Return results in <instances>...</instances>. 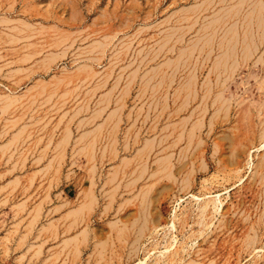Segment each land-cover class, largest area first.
I'll use <instances>...</instances> for the list:
<instances>
[{
  "label": "rangeland",
  "instance_id": "1",
  "mask_svg": "<svg viewBox=\"0 0 264 264\" xmlns=\"http://www.w3.org/2000/svg\"><path fill=\"white\" fill-rule=\"evenodd\" d=\"M0 264H264V0H0Z\"/></svg>",
  "mask_w": 264,
  "mask_h": 264
},
{
  "label": "bare ground",
  "instance_id": "2",
  "mask_svg": "<svg viewBox=\"0 0 264 264\" xmlns=\"http://www.w3.org/2000/svg\"><path fill=\"white\" fill-rule=\"evenodd\" d=\"M217 3V2H216ZM216 5V4H215ZM238 6H239V4H238ZM241 9V8H240ZM229 13V12H228ZM228 13H227V15H228ZM234 14V13H233ZM232 14V15H233ZM259 14V13H258ZM238 15V14H237ZM260 15V14H259ZM251 16V15H250ZM258 16V15H257ZM261 16V15H260ZM226 17V16H225ZM260 19V18H259ZM215 20V19H214ZM219 21V20H218ZM218 21H216V22H218ZM261 20H259V22H260ZM263 21V20H262ZM260 27V26H259ZM228 33V32H227ZM232 37V36H231ZM224 40V39H223ZM245 55V54H244ZM220 61V60H219ZM217 62V61H216ZM218 63V62H217ZM217 66V65H216ZM214 67H215V65H214ZM218 68V67H217ZM208 90V89H207ZM206 208V207H205ZM203 210V209H202ZM201 211V210H200ZM164 254V253H163Z\"/></svg>",
  "mask_w": 264,
  "mask_h": 264
}]
</instances>
